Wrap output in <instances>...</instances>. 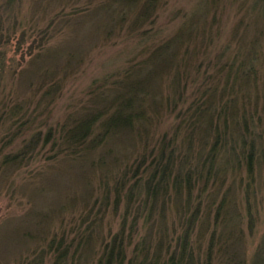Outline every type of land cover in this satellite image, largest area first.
I'll use <instances>...</instances> for the list:
<instances>
[{
  "label": "trees",
  "instance_id": "1",
  "mask_svg": "<svg viewBox=\"0 0 264 264\" xmlns=\"http://www.w3.org/2000/svg\"><path fill=\"white\" fill-rule=\"evenodd\" d=\"M236 1L180 0L183 7L178 11L173 9L168 15V23L157 28L160 18L157 10L163 0H119L120 7L123 6L120 9L124 10H120L121 15L119 10H114L112 19L113 24L120 25L119 30L107 26L100 32L106 39H111L116 33L127 43L141 46L132 57L133 61L111 73L105 82L93 85L99 92L97 95L94 93L95 106L85 109V113L68 117L70 123L64 124L63 129L48 126L44 141L42 131L35 133L20 150L4 158L5 165L17 159H20L17 166L24 165V162L28 164L34 158L38 159L41 151L57 138L69 154L74 153V157L85 155L93 149L103 161L114 150L107 148L99 153V149L114 137L120 139L119 143L129 146L134 141H142V153L137 158L112 159L113 163L121 165L114 184L105 182V190L98 199L93 197L94 193L87 197L89 208L86 213L90 228L99 223L98 219L91 218L97 206L100 212H104L109 205H113L112 211L119 212L122 218L121 229L104 245L99 259L101 264L245 263L243 253L232 248L241 245L242 234L239 235L236 225L231 223L234 217L230 200L224 195L216 204L214 198L213 204L205 202L217 184L225 183L229 172L245 170L248 191L255 180L256 165L264 159L259 158L264 155L261 144L264 141V105H260V98L253 97L251 90H247L246 96L243 95L249 100L248 103H238V88L248 85L249 78L246 82L242 81L240 86H235L243 71L248 74L257 69L261 76L262 67L256 64L260 55L255 51L260 43L259 37L243 36L244 29L239 23L229 46L217 51V31L210 26L208 18L212 12L216 14L223 9L227 12L228 7H234ZM254 1L264 13V0ZM14 2H9L11 7ZM134 11L135 14H132ZM174 23L177 24L171 26ZM5 30L13 31L15 27ZM2 31L3 25L0 27L1 54L4 44L12 37L6 33L5 40ZM88 37L94 41L95 35L88 32ZM40 47L42 49L44 44ZM10 71L12 69L7 68L4 59L0 61L1 95L2 84ZM18 73L20 75L23 71ZM17 76L14 74L12 77L15 79ZM54 89H57L56 85L47 88L42 103ZM217 90H220L219 96L226 102L222 99L216 102ZM164 91L166 96L162 93ZM217 105L221 107L220 113H216ZM18 109L20 106L12 98L1 101L0 125L1 120L5 122L10 119L13 120L12 127L22 126L23 123L17 118ZM6 135L13 137L7 130ZM152 135L158 137L157 141L150 138ZM135 148L137 146L134 152ZM36 150V154L30 153ZM150 151L155 155L149 156ZM53 159L54 156L48 160ZM166 202H173L181 215V227L182 223L185 224L181 234L173 235L162 228L158 230V238L153 228L143 239L134 242L133 234H127V229L136 230L141 220H144V224L148 223L158 210L165 212ZM205 211L212 216L211 222H214L215 228L208 235L204 255L195 251L192 235L196 221ZM248 212H251L250 203L247 216ZM218 230L220 233H217ZM69 233L73 234L69 243V234L64 231L65 242L60 240L56 244L54 264H62L67 259L70 248L77 244V240L81 241L76 248L89 245L86 240L82 241L81 228ZM155 238L158 245L153 250ZM220 243L223 247L219 246ZM131 244L132 251L129 253ZM218 246L221 248L217 250ZM259 252H264V247ZM258 255L255 263L264 264V258Z\"/></svg>",
  "mask_w": 264,
  "mask_h": 264
},
{
  "label": "rangeland",
  "instance_id": "2",
  "mask_svg": "<svg viewBox=\"0 0 264 264\" xmlns=\"http://www.w3.org/2000/svg\"><path fill=\"white\" fill-rule=\"evenodd\" d=\"M10 1L12 0H0V27H4V39L7 40L6 33L12 36L4 44L2 54L0 53V61L4 59L7 68L12 69L7 72L8 77L2 84L0 102L12 98L20 106L17 118L23 124L12 127L13 120L7 119L5 122L1 120L0 125V264H54L56 244L60 240L65 242L64 231L69 234V243L73 237L69 232L74 233L77 228L82 230V241L86 240L89 245L76 248L81 241L77 240L62 264H101L99 259L104 245L121 229L122 218L119 217V212L112 211L113 205H109V209L104 212H100L101 209L97 206L91 213V218L98 219L99 223L90 228L86 213L89 208L87 197L94 193L93 197L98 199L105 190V182L114 184L121 165H116L112 159L137 158L142 153V141L132 142L131 147L127 143H119V138L112 137L108 144L104 143L99 149V153L105 152L107 148L114 150L103 161H100V156L93 149L85 155L74 157V153L69 154L65 145L57 138L41 151L38 159L36 157L28 164L24 162V165L17 166L20 162L17 159L5 165L4 158L20 150L25 141L35 133L42 131L44 141L48 126L63 129L64 124L70 123L68 117L85 113V109L95 106L94 93L97 89L93 85L105 82L111 77V73L117 72L122 65L131 63L141 46L127 43L116 33L111 39H106L100 32L107 26L119 30L120 25L113 24L112 20L114 10H119V15L122 14L120 10H124L120 9L123 6L120 7L119 0H15L12 7ZM172 1L163 0L159 5L157 28L168 23V15L173 9L178 11L184 5L180 0H175L174 3ZM208 18L210 26L217 31V51L229 46L239 23L244 29L243 36L259 37L260 43L255 51L260 55L256 64L262 67L261 76L257 69L248 74L243 71L235 86H240L242 81L246 82L249 78L248 85L238 88V103H248L249 100L243 95L246 96L247 90H251L253 97L260 98V105L263 106V10L261 7L257 8L254 0H237L234 7H228L227 12L225 9L216 14L212 12ZM175 24L177 23L170 25ZM12 26L15 30H5ZM88 32L95 35L94 41L88 37ZM41 44H44L42 49ZM20 71H23L21 77L18 73ZM14 74L15 77L18 75L15 79L12 77ZM52 85H56L57 89L48 95V101L42 103L47 88ZM162 93L164 96L167 94L165 91ZM215 94L216 102L223 100L219 96L220 90ZM223 101L226 102V99ZM220 108L217 105L216 113H220ZM6 130L12 133V138L6 135ZM150 138H155L154 141L158 139L153 135ZM261 144L264 146V141ZM37 150L30 153L36 154ZM154 155V152H149V156ZM52 156L55 159L48 160ZM262 157L264 155L259 156ZM256 166L255 180L252 187H249V192L246 190L247 174L242 169L240 172H229L225 183L217 184L212 190L213 194L205 200L206 203L213 204L214 198L216 204L224 195L230 200L234 217L231 223L236 225L238 234H242L241 245L238 249L232 248L243 253L244 264H256L255 258L264 247V159ZM166 203L165 212L161 210L160 213L158 210L148 223L144 224V220H141L136 230L127 229V234H133L134 242L143 239L153 228L157 237L158 230L162 228L168 229L173 235L181 234L185 228L184 223L182 227L180 225L181 215L173 202ZM249 203L251 212L247 216ZM207 212H202L196 221L192 235L195 251L204 255L208 235L215 228L214 222H211L212 216ZM85 230L91 233H86ZM153 242L152 249L155 250L158 240L155 238ZM221 245L220 243L219 246ZM219 246L216 247L217 250L223 247ZM128 250L131 253L132 244ZM262 256L264 252L258 255L264 258Z\"/></svg>",
  "mask_w": 264,
  "mask_h": 264
}]
</instances>
